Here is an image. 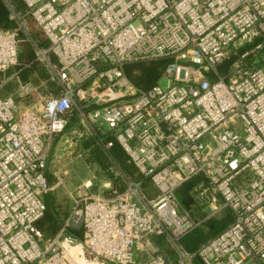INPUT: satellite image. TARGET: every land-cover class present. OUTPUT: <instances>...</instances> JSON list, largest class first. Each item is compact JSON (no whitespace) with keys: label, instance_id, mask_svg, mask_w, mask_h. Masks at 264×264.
Segmentation results:
<instances>
[{"label":"built area","instance_id":"obj_1","mask_svg":"<svg viewBox=\"0 0 264 264\" xmlns=\"http://www.w3.org/2000/svg\"><path fill=\"white\" fill-rule=\"evenodd\" d=\"M2 1L15 26L0 27V72L17 63L20 31L48 77L0 96V264H193L179 238L199 221L176 196L188 180L205 217L232 214L197 250L202 263L264 264V0H21L24 13ZM161 56L165 87L130 83L124 63ZM27 96L37 98L16 114ZM64 133L92 138L122 189L99 190L92 173L44 240L35 222L61 183L45 170ZM114 143L140 178L120 167Z\"/></svg>","mask_w":264,"mask_h":264},{"label":"trees","instance_id":"obj_2","mask_svg":"<svg viewBox=\"0 0 264 264\" xmlns=\"http://www.w3.org/2000/svg\"><path fill=\"white\" fill-rule=\"evenodd\" d=\"M16 7V9L20 13H24V4L21 0H11ZM26 17V16H25ZM26 19L30 20L29 17H26ZM15 26V23L10 20L7 16L6 7L3 4L2 0H0V27L8 29L13 28ZM21 33L20 31H18ZM32 37L35 38L42 46L47 45V41L42 35L40 31L36 33L31 30ZM41 34V35H40ZM21 49L18 53V60L17 63L9 68L7 71L15 72L14 75L17 77L20 81H33L36 80L37 75L39 78H43V80L47 79V72L44 68V66L35 58V55L33 53V50L29 44V42L26 39H22L20 41ZM229 59V58H228ZM228 59L224 63H227ZM169 61V58L167 56H161L156 57L148 60H137L132 62H126L123 64V71L127 78L130 80V82L136 87V88H148L152 84L156 82L158 77L160 76V73L166 63ZM223 63V64H224ZM4 72H0V80L3 78L1 74ZM34 74V78H30V76ZM49 85L51 83L47 81ZM89 140H85L80 143V146L82 148H88L87 151L88 156H90L98 161V164L100 167H103L102 169L106 172V175L108 176V179L111 181V186L108 190V192H111V190H120L122 189V183L120 179L115 176V174L108 168V160L106 158V155L100 151L99 149H96L93 144L88 142ZM115 157V159L118 161L120 167L125 171L131 174L134 178L138 179L140 178V175L136 172L135 167L132 165V163L129 161L128 156L124 152V150L117 144L114 143L112 147L109 150ZM48 167V164H47ZM45 170V174L47 177L48 182L50 183L49 174L47 171V168ZM144 183H146V180H143ZM192 180H188L183 182L177 189H176V196L179 199L181 205L183 208H185L189 214L195 218L198 219L195 214V211L197 209L194 204H192V197L188 193V189L192 185ZM144 185V184H143ZM199 208V207H198ZM68 210L62 214L61 207L58 203L55 202V199L52 198L50 193L47 194V202H46V209L43 212L42 216L38 218L35 222V225L41 230L43 238L48 239L51 238L56 234V232L59 230L60 226L63 223L64 218L67 216ZM201 220V219H200ZM232 220V214L229 210H223L222 214L220 216L216 217H205L202 216V220L198 223V225L182 235L179 238V244L181 247L190 253H195V255L192 258L193 264H203L200 258L197 256L196 252L201 246L203 242H205L210 237L216 235L220 231H222ZM72 236H74L77 239L81 238V229L80 228H71L68 231ZM159 241L160 248H164L166 250L165 255L174 257V252L172 248L165 242L157 238ZM164 250V251H165Z\"/></svg>","mask_w":264,"mask_h":264},{"label":"rangeland","instance_id":"obj_3","mask_svg":"<svg viewBox=\"0 0 264 264\" xmlns=\"http://www.w3.org/2000/svg\"><path fill=\"white\" fill-rule=\"evenodd\" d=\"M24 22L26 23L28 28H30V31L32 30L33 32L35 31L36 33H38L39 30L34 26L32 21L24 18ZM19 36L23 40L25 39L22 33H19ZM20 49H21V45H19V50ZM14 73L15 72H11L9 70L1 74L3 78H6V81L0 84L1 97L8 94H13V93L15 94L19 85L18 84L19 79L15 77ZM35 76L37 77V79L31 82L37 85L40 80H43V78H39L37 75ZM30 78L31 79L34 78V74H32ZM155 83H158L161 87H165L167 84V80L159 76ZM47 88H51V85L48 84ZM43 91L44 90H41V92ZM34 98L37 97L36 96L17 97V110L15 113L17 114L21 110L29 108L31 103L35 101ZM81 142L82 139L75 141L74 138H70V135L68 136L66 133H64L62 135H57L53 138V141L49 149L47 171L50 178V184L54 185L57 183L58 180H61V183H58L48 193H50L52 198L55 199V202L60 205L62 214L68 210V214H66L67 216L64 218L63 222L69 216L72 207L69 191L72 190L76 185H78L82 180L88 178L92 173H94L96 175V182L99 190L105 192L111 186V183L107 184L108 176L106 175V172L102 169L103 167L99 166L98 161L91 157L92 155L90 156L89 154L88 156L87 154L88 152L84 151V148L80 146ZM88 142L92 144L93 139L89 138ZM94 147L98 149L96 146ZM146 184L147 182L144 183V186ZM147 186L148 185H146L145 187ZM47 194L44 197L45 202H47ZM192 204L196 206L194 207V210L195 208L197 209V211H195V214H197L196 216L199 217L197 220L200 222L202 220V216H206L209 211L207 209L202 210L200 209V207L198 208V206L194 201H192ZM224 210H228V209H224ZM222 212L223 211L210 216L211 217L220 216ZM72 224L76 226L78 224V218H74ZM157 238L164 241L161 237H155L156 240ZM157 242L159 244L158 240ZM160 249L164 254L166 253V250L164 248H160Z\"/></svg>","mask_w":264,"mask_h":264},{"label":"crops","instance_id":"obj_4","mask_svg":"<svg viewBox=\"0 0 264 264\" xmlns=\"http://www.w3.org/2000/svg\"><path fill=\"white\" fill-rule=\"evenodd\" d=\"M72 117H74V116H72ZM87 149H88V148H84V151L87 150Z\"/></svg>","mask_w":264,"mask_h":264}]
</instances>
